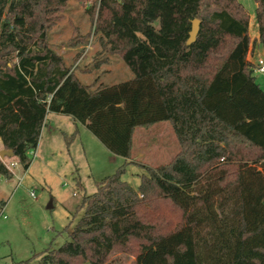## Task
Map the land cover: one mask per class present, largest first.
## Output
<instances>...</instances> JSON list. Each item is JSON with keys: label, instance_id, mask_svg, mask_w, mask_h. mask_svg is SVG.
I'll return each mask as SVG.
<instances>
[{"label": "trees", "instance_id": "trees-1", "mask_svg": "<svg viewBox=\"0 0 264 264\" xmlns=\"http://www.w3.org/2000/svg\"><path fill=\"white\" fill-rule=\"evenodd\" d=\"M87 1V0H81ZM68 0H0V139L28 169L48 113L70 115L126 162L83 196L68 240L40 264H264V87L240 0H92L94 34L134 76L80 80L48 32ZM264 49V0H256ZM200 20L188 43L193 19ZM92 31L74 35L88 42ZM87 71L88 69H82ZM168 120L179 151L122 179L139 127ZM78 133L65 134L68 146ZM13 172L0 157V180ZM5 201L0 200V214ZM36 256L14 264H30ZM115 264H127L119 261Z\"/></svg>", "mask_w": 264, "mask_h": 264}, {"label": "rangeland", "instance_id": "rangeland-1", "mask_svg": "<svg viewBox=\"0 0 264 264\" xmlns=\"http://www.w3.org/2000/svg\"><path fill=\"white\" fill-rule=\"evenodd\" d=\"M92 0H68L62 18L54 22L48 40L67 64H71L84 83L112 85L134 76L117 54L106 50L99 34H94L96 17L89 10ZM250 14L251 45L247 59L264 55L259 41L256 0H240ZM92 31L86 43L72 45L74 35ZM82 69H88L84 71ZM84 71V72H80ZM264 87V78L257 76ZM75 120L67 114L50 112L37 149L30 150L31 164L24 169L16 159L8 164L12 177L0 180V199L5 201L0 214V264L28 260L48 248H58L68 238L64 228L76 223L77 205L86 194L96 190V182L114 174L126 158L112 153L87 128H81L68 146L65 134H73ZM179 151V142L170 121H159L148 128H137L130 163L122 179L137 188L144 172L140 164L157 166L167 163ZM33 192V194H31ZM52 203V207L49 204ZM36 256L30 264H40ZM119 261L136 264L134 257L119 250L110 253L106 264ZM84 264H91L86 261Z\"/></svg>", "mask_w": 264, "mask_h": 264}, {"label": "water", "instance_id": "water-1", "mask_svg": "<svg viewBox=\"0 0 264 264\" xmlns=\"http://www.w3.org/2000/svg\"><path fill=\"white\" fill-rule=\"evenodd\" d=\"M199 28H200V20L197 18L193 19L192 28L190 30V35L188 38V43L195 41L197 34L199 32ZM13 156L14 153L11 149H6V148L0 149V157L2 159H4L5 157H13ZM49 207H52V203L49 204Z\"/></svg>", "mask_w": 264, "mask_h": 264}, {"label": "built area", "instance_id": "built-area-1", "mask_svg": "<svg viewBox=\"0 0 264 264\" xmlns=\"http://www.w3.org/2000/svg\"><path fill=\"white\" fill-rule=\"evenodd\" d=\"M251 62L253 63V69H254L255 75L261 76L264 78V55H259L257 57V59L251 60ZM0 144H1V139H0ZM10 169H11V167H10ZM31 194H33V192H31Z\"/></svg>", "mask_w": 264, "mask_h": 264}, {"label": "crops", "instance_id": "crops-1", "mask_svg": "<svg viewBox=\"0 0 264 264\" xmlns=\"http://www.w3.org/2000/svg\"><path fill=\"white\" fill-rule=\"evenodd\" d=\"M258 36H259V32H258ZM263 46V45H262ZM80 72H84V71H80ZM77 74H78V72H77ZM49 114V113H48ZM48 114H47V116H48ZM47 116H46V118H47ZM46 125V119H45V122H44V125H43V127H42V131H41V136H40V139H39V143L41 142V138H42V134H43V128H44V126ZM75 125H76V128H75V130L77 129L78 130V132H81V128H86L83 124H81V123H78V122H76L75 121ZM74 130V131H75ZM136 131H137V129H136ZM135 134H136V132H135ZM135 134H134V137H135ZM39 143H38V146H39ZM133 143H134V141H133ZM37 146V147H38ZM37 147L35 148V149H37ZM3 147H2V145L0 144V149H2ZM29 153H30V151H29ZM11 159H15L14 157H5L3 160L5 161V163L6 164H8V161H10ZM12 172H13V170H12ZM13 174H14V172H13ZM0 200H3V199H0ZM4 201V200H3Z\"/></svg>", "mask_w": 264, "mask_h": 264}]
</instances>
